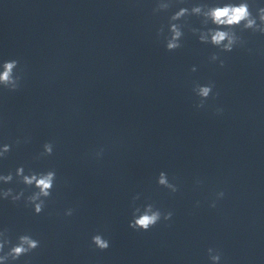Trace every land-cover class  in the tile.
Wrapping results in <instances>:
<instances>
[{"label":"clouds","instance_id":"9594fccd","mask_svg":"<svg viewBox=\"0 0 264 264\" xmlns=\"http://www.w3.org/2000/svg\"><path fill=\"white\" fill-rule=\"evenodd\" d=\"M177 0H157L153 7V14L169 12ZM184 3V0H178ZM198 17L201 27H192L188 18ZM187 28L193 35L197 36L202 44H209L219 52L212 53L209 57L210 62L219 61V66L223 68L225 61L220 58V53H230L237 47H242L246 43L241 33L251 32L264 36V4L257 3L256 0H221V2L209 4L198 3L191 7H179L169 17L167 22V33L165 26L161 25L157 29V37H162L166 50L171 52L182 47V38L184 29ZM239 30V31H237ZM192 72L197 71L196 67L191 68ZM24 75V68L20 66L17 59H9L0 63V88L9 92H16L21 88ZM215 83L209 81L207 84L193 83L192 91L199 98L195 104L197 109L205 107V103L210 96L215 99L219 93H213ZM223 112L222 108H217L216 113ZM24 142H28L27 139ZM17 145L21 143L19 139L15 141ZM12 145L3 144L0 146V159L7 157L11 151ZM54 143L49 141L43 144V150L37 155V159L53 155ZM103 149L95 153L96 158L103 156ZM56 171L50 169L37 172L29 169L27 174L23 165L16 168L15 173L9 172L6 175H0V183L10 184L14 179L22 183L27 188H33L31 194L25 196V190L19 192L13 188L0 189V199L10 200L13 204L24 199L25 206L31 205L34 214L39 215L46 206V200L51 196L56 182ZM198 185L202 181L197 180ZM157 184L171 193H176L179 189L174 183H171L165 172L161 171L157 178ZM223 190L215 194V199L209 204V207L215 208L217 201L224 197ZM140 199L139 194L132 198V219L129 221V227L134 231H148L163 221H170L173 213L171 211L163 212L153 203H147L137 206L136 201ZM199 206V202H197ZM74 209L69 208L65 211V216H72ZM92 245L100 251H105L110 247V241L102 234H95L91 238ZM40 247V241L33 238L30 234H21L16 242L10 238L9 229L0 230V264H16L21 257L33 253ZM208 258L211 264H220L222 253L219 249L209 247L207 249Z\"/></svg>","mask_w":264,"mask_h":264}]
</instances>
